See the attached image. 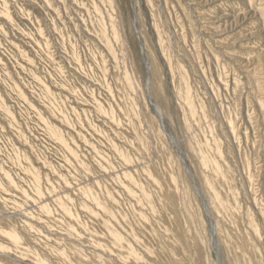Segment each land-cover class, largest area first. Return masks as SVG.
<instances>
[{
  "label": "rangeland",
  "instance_id": "374dc122",
  "mask_svg": "<svg viewBox=\"0 0 264 264\" xmlns=\"http://www.w3.org/2000/svg\"><path fill=\"white\" fill-rule=\"evenodd\" d=\"M263 6L264 0H0V210L5 205L3 209L8 213H18L10 217L0 213V221L7 220L48 264H67L51 248H76L93 264H103L98 257L120 264L114 253L92 245L82 236L70 235L68 225L72 223L58 220L56 204L47 201L54 210L50 215H22L25 203L21 194L34 198L29 171L36 172L45 197L53 190L66 191L62 197L71 199L80 221L97 227L99 220L108 219V214L77 188L70 189L83 182L87 174L116 199L120 212L135 205L150 217L147 205L138 204L124 192V185L132 184L120 170L126 164L121 153L131 158L128 163L134 167L142 164L154 169L156 139L151 134L150 120L154 119L158 130L161 127L164 131V149L174 158L182 185L191 186L185 175L180 180L182 162L195 181L197 173L205 172L197 152L188 146L193 128L181 99L186 94L181 84L184 79L197 114L207 111V121H202L205 135L221 141L225 161L240 192L246 181L242 159L250 162L253 194L247 189L244 205L254 213V201L261 203V213L256 217L264 234V112L258 103L264 102ZM112 25L117 40L113 39ZM140 44L144 46L143 54ZM176 66L184 74L180 75ZM154 67L168 99L165 112L158 105L157 110L146 93V71ZM131 100L140 113V135L148 143L147 155L140 153L122 123L131 116ZM227 121L229 127H235L234 139L227 130ZM145 158L151 159L147 162ZM136 170L132 169L133 176L147 191L160 193L148 179L150 174ZM9 181L13 182L11 188ZM191 195L195 206L197 202ZM199 208L196 221L201 226V215L205 216L203 207ZM111 222L117 229L116 221ZM207 229L206 221L199 235L210 263L218 264ZM0 253V264H39L31 254L25 257L1 249Z\"/></svg>",
  "mask_w": 264,
  "mask_h": 264
},
{
  "label": "bare ground",
  "instance_id": "6f19581e",
  "mask_svg": "<svg viewBox=\"0 0 264 264\" xmlns=\"http://www.w3.org/2000/svg\"><path fill=\"white\" fill-rule=\"evenodd\" d=\"M246 4L248 5V2ZM111 28H112L111 31L113 33L112 34L113 39L115 38L117 40L118 37H117V32H115L116 29L113 28V25ZM104 34L107 33L104 32ZM140 51L142 54L144 53V46L142 44H140ZM178 70L180 75L184 74L182 73L181 68H179ZM125 72L126 70H124V73ZM146 73H147V78H146L145 86L147 85L148 92L146 93L148 100L152 104L153 101H155L154 103L156 105L155 104L153 105L154 107H156L157 110L159 106L162 108L164 112L167 111L168 99L164 91V87H163L164 83L162 84V80L159 78L158 70L155 67L154 69L152 68V70L148 68ZM256 79L258 80V78ZM260 81H261V77H260ZM181 84L183 86V90L186 92L185 96L181 97V99L185 107L187 108L188 114L187 112L186 114L189 117V122H190L189 125L193 128L192 135L188 139V146L197 152L198 157L200 159V163L205 170V172L202 174H198V173L197 175L195 174L196 175V181H195L192 175L189 173L187 167L182 162L181 169L179 168L181 171L180 180H181V176L185 175L190 181L191 186L189 185L190 186L189 188L185 186V184L182 185V183L179 181V177L177 175L178 173L175 170L176 162L174 158L171 156V154L167 153L164 149V141H162V136H161L162 134L161 132L164 131H162L161 127H160L161 131H159L156 125L157 122L155 123L154 119H150L152 124L151 134L156 139L155 149H156L157 163H155L153 167L154 169L151 168L152 169L151 170L149 167H144L142 164H137L135 167L130 165L131 163L128 162L131 158L128 160L129 157L121 150L122 152L121 157L124 161L123 163L126 164L125 167L121 166L122 169L120 170H122L123 172L122 174L124 176L123 178L126 177L130 178V182L132 184V186L124 185L123 188L125 190L124 192H126L132 198L138 200L139 201L138 204H142L145 206L147 205L149 211L148 213L151 218L147 216L148 215L147 213L146 215L145 213L141 212L142 210L141 211L138 210V207H135L133 203L132 204L134 206L130 205L127 212L125 213H122L123 211L120 212L117 208V204L115 201L116 199L114 200L108 192L101 190L100 184L95 181L96 180L95 177L86 174L83 182L81 183L79 182L77 185H75V187H70V189L77 188L78 191H81L82 193H84V195L86 194L88 197H90L92 201H94L98 206H100L104 210L105 213L108 214L107 220H99L97 227H90L87 224H84L80 221L79 217L75 214L76 211L73 212V208L70 204L71 199L69 200L67 196L62 197L63 194L66 193V191L55 193V190H53L54 192L49 193L50 195L45 197L46 195L42 193V188L40 185L38 174L36 172L32 173L30 171L29 174L32 181L31 183L34 192L33 194L34 198L30 197L31 196L30 194H29L30 196L24 193L21 194L20 199L24 201L25 204L24 203L23 204L25 207L24 209H22V211L20 209L21 211L20 213H22V215H26V214H31L33 212L34 213L45 212L47 213V215L48 214L50 215L52 211H54L52 209V206H50L51 205L50 203L56 204L58 206V214H59L58 220L62 224L72 223L71 225H68L71 233L70 235L74 234L78 237L82 236L86 238L87 241H89V243H91L92 245L96 247H100L104 251L114 253V255H116V258H118V260L120 261V264H212L210 263L211 259H209L208 257L209 254L207 253L208 251L206 250L205 242L203 241L204 239L199 235V232L200 231L202 232V225L204 226L205 222L207 221L208 222L207 235H208V241L210 243L209 246H211L214 249L215 254L219 259L217 262L218 264H264V245H263L264 234L260 228V225L258 224L259 218L256 217L257 215H259V213H261L260 208L262 205L261 203L254 201L252 206L254 207V211H255L254 213H252V210L250 209L249 206L244 205L245 201L248 200L246 193L247 189L250 191V195L253 194L252 191L253 181L251 180L253 174L250 171V166L248 165L250 162L247 164L246 160L244 159H242L243 160L242 163L240 162L242 166L243 176L246 177V181L243 184L245 186V189L243 188V190L240 192L239 189L240 187L239 188L237 187V182L235 181L234 176L231 174V169L228 167L229 166L228 163H226L225 161L226 160L224 156L225 153L223 154L221 148L222 145H220L222 144L221 141L218 143L216 140L214 139L211 140V138L209 139L205 135V131L203 129V125L205 123L202 125V121L203 120L207 121V117H208L207 111L204 109L203 110L200 109L202 112L201 115L199 116L197 114L195 110L196 108L194 107V104L192 102V100L194 101V99L190 100L189 92H188L189 89L187 90V86L185 85L184 79L182 80ZM237 84H239V82ZM258 84L260 83L258 82ZM261 89L263 90L264 88ZM141 99L142 101H144L143 97ZM257 99H260V97ZM258 103L261 111L264 112V102L259 101ZM143 105L144 104H142V106ZM49 106L51 107V105ZM137 109L134 104V101L131 100L129 106V110H130L129 113L131 116L129 118L125 117L122 123L125 129L132 134L140 153L142 155H147L148 143L142 137L143 135H140L141 120L139 118L140 113L138 114ZM260 115L262 116V114ZM230 124L229 122L226 123L228 127L226 128L230 133L229 135H231V137L234 139L233 129L235 127L234 128L229 127ZM208 126H205V128H207ZM210 136L212 137V134ZM77 159L78 158H76V160ZM150 159H148L147 162H149ZM82 167L83 168H80L81 170L86 169L85 166L82 165ZM112 167L113 166H111V168ZM137 168L142 170L144 174L145 172L150 174V177L148 179L150 180L152 179V182L156 185L157 191H160V193L147 191L145 185L142 184L140 180H137L133 176L134 172L132 171V169L136 170ZM109 171H110L109 173L114 172V170L113 172H111V170ZM143 172L141 174H143ZM106 174L108 175V173ZM113 176L115 177L116 174H113ZM148 176L146 175V177ZM80 177L82 176L80 175ZM143 179L144 178H142V181ZM127 181L128 180H126V182ZM7 184L9 185L10 188L13 187L12 181L7 182ZM184 186L187 187V189H184L185 188ZM181 189L184 190L181 192ZM191 192L198 205L197 203L196 205L194 203L195 206H193L191 201V196H192ZM114 195H116V193ZM47 201H50V203H47ZM199 205L203 207L202 212H203V216H205L202 217L201 215L202 218L201 226H199L196 221L197 211L200 210ZM1 207L2 209L0 210V213H3V215H9L10 217V215L13 216L12 214H15V213L10 214L7 211H5L3 209L5 205ZM140 209H143V206ZM16 214L18 215L17 212ZM111 219H114L116 221L117 229L112 224ZM0 249L6 251H13L16 254L25 257L31 254L34 256L35 261H37L39 264H48L44 261V259L40 255H36L32 251V249L27 246V244L25 243L23 238L18 234V232L11 225H9V223H7V220L5 222L0 221ZM51 251L52 253H54L55 255H57L62 259L61 262L64 261L67 264H93L87 259L86 256L81 254V252L76 248H72L68 250H66V248L65 249L51 248ZM34 259L32 258V260ZM98 260L103 264H113L112 261L101 257H98ZM2 264H12V263L3 262Z\"/></svg>",
  "mask_w": 264,
  "mask_h": 264
}]
</instances>
